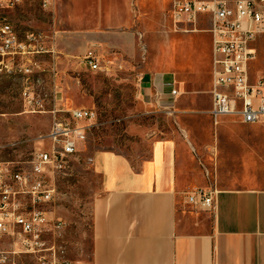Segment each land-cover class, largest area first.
<instances>
[{
	"label": "rangeland",
	"instance_id": "rangeland-1",
	"mask_svg": "<svg viewBox=\"0 0 264 264\" xmlns=\"http://www.w3.org/2000/svg\"><path fill=\"white\" fill-rule=\"evenodd\" d=\"M169 3L170 0H135L133 52L95 51L101 64L99 70L88 69L77 57H66L56 46L54 52L48 51L51 41L47 35L55 34L58 24L41 0H22L13 8H0V25L9 23L19 39L26 40L28 34L41 35L36 47L43 51L19 55L13 67L30 66L28 58L37 61L44 88L48 92L55 89V95L44 100L45 109L30 111L23 103L22 90L34 77L26 79L23 72L0 73V159L12 161L17 167L29 166L33 151L41 145V136L50 127L53 99L60 107H94L97 112V122L86 140L54 174L53 210L63 223L58 242L64 247L57 264H91L92 202L102 190L101 176L90 161L97 151L124 154L137 166L148 156L153 139L189 138L183 126L196 137V159L207 185L264 187V159L244 162L237 153L223 155L212 148L214 134L207 125L209 46L203 30L207 22L201 19L198 32L193 34L175 30L168 16ZM83 7L87 17L100 16L97 0H85ZM254 47L250 74L252 78L264 77V35L256 39ZM53 64L55 73L51 71ZM150 70H164L175 76L181 94L173 114L144 103L138 96L142 77ZM226 126L231 148L242 153L247 149L264 152V133L251 135L261 129L260 125ZM223 168L221 183H216V172ZM9 244L6 241L3 248H9ZM14 259L18 264H45L27 253L15 255Z\"/></svg>",
	"mask_w": 264,
	"mask_h": 264
},
{
	"label": "crops",
	"instance_id": "crops-1",
	"mask_svg": "<svg viewBox=\"0 0 264 264\" xmlns=\"http://www.w3.org/2000/svg\"><path fill=\"white\" fill-rule=\"evenodd\" d=\"M84 1L51 0L49 10L58 24V51L79 59L88 49L130 55L136 41L135 0H97L98 18L87 17ZM170 4L171 0L168 16ZM207 27L203 30L209 46L207 125L214 134L212 148L223 155L237 153L244 162L264 159V152L247 149L242 153L231 148L225 130L226 125L234 123L260 125L261 129L251 133L260 135L264 133V120L243 123L237 116H222L215 123L208 113L211 36ZM183 60L187 65L188 59ZM169 77L176 80L168 71L150 70L142 83L145 87L159 86ZM179 97L167 101L174 110ZM182 128L189 138L183 134L153 139L148 156L137 166L114 151L94 154L92 162L101 176L102 190L92 202L91 264H264V187L207 185L196 159V137ZM221 170L216 172V183H221L219 175L224 168ZM197 188L217 191L215 210L186 203L184 193Z\"/></svg>",
	"mask_w": 264,
	"mask_h": 264
},
{
	"label": "built area",
	"instance_id": "built-area-1",
	"mask_svg": "<svg viewBox=\"0 0 264 264\" xmlns=\"http://www.w3.org/2000/svg\"><path fill=\"white\" fill-rule=\"evenodd\" d=\"M22 0H0V8H13ZM51 0H41L49 9ZM169 17L175 30H198L201 19L207 22L211 36V106L208 113L214 122L222 116H237L243 123L264 120V77L252 78L250 63L255 58L254 42L264 35V0H171ZM48 51H55V34ZM39 33L19 39L9 23L0 25V73L23 72L34 77L22 90L23 103L30 111L45 109L44 100L55 95L47 91L37 61L27 67H13L14 59L25 53H38ZM90 70L101 68L99 56L88 49L82 56ZM51 71L55 73L54 64ZM181 94L173 77L159 86L139 85L138 96L146 104L161 108L168 114L175 111L168 99ZM53 102L54 99H53ZM51 124L41 145L37 147L26 168L0 159V264H18L14 256L33 255L45 264H57L64 254L58 239L62 220L53 210L56 185L54 174L75 154L91 127L97 122L94 107L64 108L53 103ZM46 142V144H44ZM93 161V158H90ZM186 203L194 208L215 210L217 191L197 188L184 193ZM6 241L10 247L3 248ZM72 264V263H68ZM75 264H89L77 261Z\"/></svg>",
	"mask_w": 264,
	"mask_h": 264
}]
</instances>
